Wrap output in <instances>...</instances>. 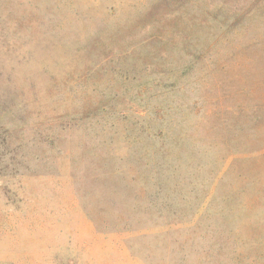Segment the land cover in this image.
I'll return each mask as SVG.
<instances>
[{"label":"rangeland","instance_id":"obj_1","mask_svg":"<svg viewBox=\"0 0 264 264\" xmlns=\"http://www.w3.org/2000/svg\"><path fill=\"white\" fill-rule=\"evenodd\" d=\"M0 264H264V0H0Z\"/></svg>","mask_w":264,"mask_h":264}]
</instances>
